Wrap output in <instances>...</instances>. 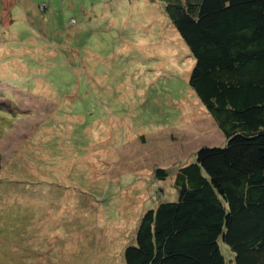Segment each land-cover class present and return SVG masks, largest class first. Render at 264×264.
Listing matches in <instances>:
<instances>
[{
    "label": "rangeland",
    "instance_id": "1",
    "mask_svg": "<svg viewBox=\"0 0 264 264\" xmlns=\"http://www.w3.org/2000/svg\"><path fill=\"white\" fill-rule=\"evenodd\" d=\"M6 1L0 45L24 62L0 69L22 111L0 102V264H123L143 210L175 199L176 168L224 143L188 84L193 58L160 0Z\"/></svg>",
    "mask_w": 264,
    "mask_h": 264
},
{
    "label": "trees",
    "instance_id": "2",
    "mask_svg": "<svg viewBox=\"0 0 264 264\" xmlns=\"http://www.w3.org/2000/svg\"><path fill=\"white\" fill-rule=\"evenodd\" d=\"M160 1L193 58L188 84L224 143L198 146L194 158L176 168L175 199L143 210L122 242L123 264H264V0ZM8 2L6 12L0 7V25L13 20ZM15 53L12 45H0L5 73H14L8 61L24 62ZM0 94L6 107L14 103L22 112L7 92ZM48 124L45 118L41 127ZM154 171L166 177L164 167ZM68 215V222L86 227L76 219L81 211Z\"/></svg>",
    "mask_w": 264,
    "mask_h": 264
},
{
    "label": "crops",
    "instance_id": "3",
    "mask_svg": "<svg viewBox=\"0 0 264 264\" xmlns=\"http://www.w3.org/2000/svg\"><path fill=\"white\" fill-rule=\"evenodd\" d=\"M45 206H42V213H44V212H46V214H48L49 213V210L47 209L46 211H45ZM65 226H67V225H65ZM65 226H64V228H65ZM69 237V236H68ZM70 238V237H69ZM70 242H73V240H71Z\"/></svg>",
    "mask_w": 264,
    "mask_h": 264
}]
</instances>
